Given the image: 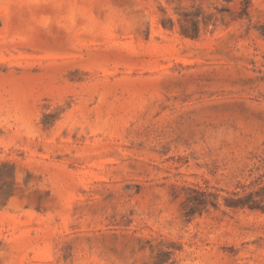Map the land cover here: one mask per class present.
Here are the masks:
<instances>
[{"label": "rangeland", "instance_id": "obj_1", "mask_svg": "<svg viewBox=\"0 0 264 264\" xmlns=\"http://www.w3.org/2000/svg\"><path fill=\"white\" fill-rule=\"evenodd\" d=\"M248 2L0 0V264H264Z\"/></svg>", "mask_w": 264, "mask_h": 264}, {"label": "trees", "instance_id": "obj_2", "mask_svg": "<svg viewBox=\"0 0 264 264\" xmlns=\"http://www.w3.org/2000/svg\"><path fill=\"white\" fill-rule=\"evenodd\" d=\"M195 1H202V0H195ZM244 2L246 3V7H244L243 9V15L244 16H248V0H244ZM184 25L186 27V30L183 31V34L186 35L187 37H189L192 40H197L200 37L201 34V12L200 10H198L197 13H193V14H186L185 15V19L183 20ZM196 204L199 205H206L207 202H203L201 200H193ZM213 205V204H212Z\"/></svg>", "mask_w": 264, "mask_h": 264}]
</instances>
